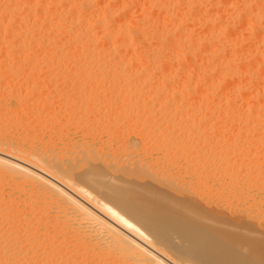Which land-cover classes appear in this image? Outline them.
Returning <instances> with one entry per match:
<instances>
[{
    "label": "bare ground",
    "instance_id": "obj_1",
    "mask_svg": "<svg viewBox=\"0 0 264 264\" xmlns=\"http://www.w3.org/2000/svg\"><path fill=\"white\" fill-rule=\"evenodd\" d=\"M131 9H136L138 16L131 18ZM8 74L15 79L16 75L19 78L24 76L26 83L28 77L33 80L35 77V84L28 89L34 90L30 95L26 84L23 85L26 93H22L27 94V98L40 92L48 81L56 83L61 79V82H57L59 88L51 85L52 91L47 85L48 91L43 89L45 95L41 96L42 99L34 96L29 99L33 111L44 110L50 116L48 122H44L47 120L41 116V120L37 117L35 121L33 112L29 116L35 117L27 123L50 129L56 134L54 141L49 138V133V137L47 135L39 142L35 137L39 132L34 134L38 128L33 133L35 136L32 135L38 140L39 149H35L32 143L22 142L25 137L20 138V133L16 137L17 134L5 132L9 136L0 137V185H10L11 188L5 192L0 186V264H264L263 245L254 247V250L250 247L252 255L241 252L239 257L232 256L229 251L233 246L231 238L208 230L196 220L194 222L191 216L181 211V207L180 211L178 207L176 209L164 193L160 192V195L153 189L160 184H153L151 189L142 186L141 178L138 182L141 186H136L137 182L131 184L130 181H138V176L144 172L137 171L140 176L136 171L133 175L130 170L135 177L132 180V176L126 174L128 172L116 171L117 166L114 165L113 170L112 164L108 165V160H103L99 148L95 147L99 125H108V129L113 130L130 123L138 125L143 119V130H150L151 135H135L141 143L130 146L136 153V160L160 150L161 158L156 161L167 170H172L170 166L174 167L176 159L182 156L188 160L186 166L194 162L201 164L205 173L197 177L196 199L210 180L213 185L223 181V190L239 200V197L246 196L247 189L261 190L263 181L257 183L247 171L242 173L241 166L249 169L248 160L239 158L240 148H236L233 140L227 141L230 146L226 149V144L222 147L225 136H228L222 132V126H219L221 132L211 130L215 125L234 121L248 127L246 137L241 131L240 144L264 139V0H0V80ZM46 76L53 81H46ZM41 77H46L42 80L46 81L42 87ZM90 78L94 79V85ZM31 79L29 81L33 82ZM87 81L92 88L87 86ZM69 86L73 87L72 91ZM67 87L70 92L65 90ZM114 88L120 92L115 94V99L111 97L112 101H109V98L105 105L95 102L89 108L94 96L102 100L104 89ZM11 91L12 88L8 91L10 99L19 97L18 91L19 95ZM68 92H72L74 99L70 100L68 94L66 100ZM53 93L61 97L55 100ZM122 94L128 98L125 103ZM26 97L27 102L24 98L21 101L30 105ZM193 108L201 112L193 116L195 112L190 113ZM203 108L209 110L202 111ZM6 110L3 112L5 116L8 115ZM21 112L15 113L18 121L25 118L21 117ZM83 117L89 125L79 122L84 127L81 144L78 146L77 141L74 148L71 143L72 154L66 157L65 151H60L62 142L57 149L62 138L60 133L64 128L72 130ZM3 119L10 121L7 116ZM108 129L104 133H108ZM39 131L44 133L41 129ZM120 131L125 138L126 130ZM68 132L61 134L67 135ZM27 135L29 137V133ZM85 136L89 137L88 142L84 141ZM183 140L188 143L187 148L185 144L180 145ZM106 143L117 157L120 147L116 143L112 146L111 139ZM253 144L248 146L249 150L246 148L247 153L254 150ZM216 147H222V150L218 152ZM256 147L259 149L256 148V152L264 160V145L259 143ZM231 157L239 158L240 164ZM97 161L101 163L97 164ZM123 170L126 171L124 166ZM129 175L130 181L127 180ZM145 176L143 181L148 179H143ZM179 177L180 185L185 189L187 182L183 176ZM163 186L161 188L166 189ZM180 193L176 196L187 199L188 196L183 199ZM201 208L206 211V207ZM239 209L234 212L238 214ZM228 216L232 219L233 214ZM233 219L238 221V218ZM246 223L250 222L246 220ZM225 245L229 248L222 250Z\"/></svg>",
    "mask_w": 264,
    "mask_h": 264
},
{
    "label": "rangeland",
    "instance_id": "obj_2",
    "mask_svg": "<svg viewBox=\"0 0 264 264\" xmlns=\"http://www.w3.org/2000/svg\"><path fill=\"white\" fill-rule=\"evenodd\" d=\"M133 9V8H132ZM131 9V11L133 12H131V14H132V16H131V18H135V16H138L137 15V13H139L136 9L135 10H132ZM134 14V15H133ZM134 16V17H133ZM9 75V74H8ZM7 75V76H8ZM7 76H6V78H7ZM10 76V77H9ZM8 76V79L6 80V78H4L5 76H3V78L0 80L1 82H4V83H1L0 84V112L2 113L1 115H0V117L3 115V112L7 109V110H11V112H7V110H6V113L5 114H8V115H6L7 116V119H9L10 121H8V120H4L3 118H5L6 116L5 115H3V117H1L0 118V135H1V132H2V136H0V137H7V136H9L10 134L11 135H15L16 136V134H17V136L16 137H18V135H19V133H20V135H19V137L20 138H22V137H25V139L24 138H22V142H24L25 144H33V146L34 147H36L35 149H39V147H38V145H39V142H40V139L41 138H47V137H49V135H50V139H52L53 141L56 139L55 138V133L53 132V131H51L50 129H48V128H46L45 130L42 128V127H39V125L37 124V125H33V123H27V121L28 120H30L31 118H33V117H35V115L34 116H31L32 114H33V112H35V114H36V118L34 119L33 118V120H38V118H39V120H41V118L42 117H44V118H42L43 120H47V121H44V122H48V116H50V114H47L46 112H44V110H42L41 112L40 111H38L37 113H40V114H37L36 113V111H33L32 109H34L33 107H32V105H31V102H29V99L30 98H32L33 96H34V98H37V99H42V97L41 96H44L45 95V92H44V90L45 91H50L51 90V88H53L51 85H55V86H57L58 88H59V84H60V82L61 81H59V80H61V79H57L58 81H59V84L57 83H55V82H52L53 81V79L52 78H50V77H48V76H46V77H43L46 81H47V79H52V83H50V81H48L47 83H44V82H46L45 80H44V82L42 81L43 80V78L41 77V78H39L41 81H42V85H41V87L43 86V88H42V90L40 89L39 91L40 92H38V90H37V92L38 93H36V92H34V95L33 94H31L32 95V97L30 96L29 98H27L26 96H28L27 94H29L30 95V92L32 93L34 90H28L29 89V87H31V89H32V86H33V84H35V82L36 81H34L35 80V77H34V80H33V77H28V82L26 83V77L24 78V76H20V78H19V76H17L16 75V79L14 78V76H12V75H9ZM12 77V78H11ZM18 77V78H17ZM10 78V79H9ZM22 78H23V80L25 81H23L22 80ZM31 80H33V82L31 81H29L30 79ZM6 81H4V80ZM13 80V82H11L12 80ZM21 81H20V80ZM38 79V80H39ZM89 79V78H88ZM87 79V80H88ZM90 79H92V80H90L89 82L90 83H92L93 85H94V79L93 78H90ZM3 80V81H2ZM9 80V81H8ZM16 80V81H15ZM39 80V82L41 83V81ZM104 80V79H103ZM183 80H185V79H183ZM20 81V82H19ZM15 82V83H14ZM30 82V84H28ZM183 82V81H182ZM8 85H7V84ZM16 84V83H18V84H16V85H14V84ZM24 83V84H23ZM44 83V84H43ZM48 83H50V85L48 84ZM90 83H88V81H87V86L90 88L91 87V85L92 84H90ZM3 84H5V85H3ZM26 84V87H27V94H26V96H25V94L24 93H26L25 91H26V89H25V87L23 86V85H25ZM32 84V85H31ZM96 84V83H95ZM3 85V86H2ZM19 85L21 86L22 85V87H19ZM28 85V86H27ZM31 85V86H30ZM49 86L50 88L48 89V87H46V86ZM90 85V86H89ZM93 85H92V87H93ZM7 86H9V88H7ZM13 86V87H12ZM54 86V88H56ZM17 87V88H16ZM39 87V86H38ZM41 87H39V88H41ZM45 87V88H44ZM69 87H71V86H69ZM91 87V88H92ZM3 88H5V89H3ZM10 88H12V91H11V93H13L14 91L16 92V95H21V97L23 96V94H24V96L26 97V99L28 100V102L30 103V105H28L26 102V100H25V97H20V95H19V97H15L16 99H10V98H12V97H10V96H8V91L10 92ZM15 88H16V90L17 89H20L19 91H18V93H17V91L15 90ZM36 88H37V86H36ZM38 88V89H39ZM14 89V90H13ZM23 89H24V91H23ZM48 89V90H47ZM68 89V87L65 89V90H67ZM72 89H73V87H71V91H72ZM5 90V91H4ZM6 90H7V92H6ZM69 90V89H68ZM70 90H69V92H70ZM112 89H109V90H106L105 91V89H104V96L101 98L102 100H99L98 98H96L95 99V96H94V100H92V103L90 102L89 103V108H91V107H93V105L92 104H94L95 102L97 103H99L100 105L101 104H103L104 103V105L106 104V101L108 102V100H109V98H110V100L109 101H112L111 100V97H112V99L114 98V97H116V95H119V90L116 88H114V90L115 91H117V93L114 91V90H112ZM41 91H42V93H43V95H41L42 93H41ZM52 91V90H51ZM109 91V92H108ZM3 92H4V94H3ZM22 92H24V93H22ZM58 92H60V91H56L55 93H57V94H59V95H61L62 93L60 92V93H58ZM66 93L65 94V98H66V100L68 99L67 98V96H69L70 98V100L71 99H74V96H72L73 94H72V92H71V94L70 93ZM115 92V93H114ZM136 92V91H135ZM134 92V94H136ZM39 93H41V94H39ZM110 93V94H109ZM114 93V94H113ZM35 94L38 96V97H40V98H38V97H36L35 96ZM69 94V95H68ZM116 94V95H115ZM9 95H10V93H9ZM58 95V96H59ZM115 95V96H114ZM7 96V97H6ZM11 96H12V94H11ZM53 96H54V93H53ZM57 95H55L54 96V99H55V97H56V99L55 100H58L57 98H60L61 96H59L58 97ZM106 96V97H105ZM108 96V97H107ZM124 97L125 98V100H124V98H122V97ZM120 97H121V99H122V102L123 103H125V102H127L128 100V98L127 97H125L126 95H124V94H122ZM10 97V98H9ZM72 97V98H71ZM24 98V99H23ZM34 98H32V99H34ZM105 98H106V100H105ZM127 98V99H126ZM20 99V100H19ZM25 100L26 102H23V101H21V100ZM103 99H104V101H103ZM115 99V98H114ZM121 99H120V101H121ZM3 100V101H2ZM19 102H18V101ZM97 100V101H96ZM124 100V101H123ZM127 100V101H126ZM14 101H15V103H14ZM20 101H21V103H25L26 105H24V106H22L23 104H21L20 103ZM68 101V100H67ZM94 101V102H93ZM102 101V102H101ZM145 101V100H144ZM6 102V103H5ZM101 102V103H100ZM146 102V101H145ZM144 102V103H145ZM3 103V104H2ZM5 103V104H4ZM19 103V104H18ZM122 103V104H123ZM142 103H143V100H142ZM15 104V105H14ZM3 105V106H2ZM18 105H20V106H18ZM28 105V106H27ZM8 106H10V107H8ZM14 106H15V108H14ZM175 106V105H174ZM173 106V108L175 109V107ZM5 107H7V108H5V110H4V108ZM31 107V108H30ZM13 108V109H12ZM25 108V109H24ZM29 108H30V110H29ZM14 109H16V110H14ZM20 109V110H19ZM22 109V110H21ZM194 109V110H193ZM191 111H190V113H192V111L193 112H195V113H192V115L193 116H197L196 115V113L197 114H199L200 112L199 111H197L198 109H196V108H193ZM195 109H196V111H195ZM24 110V111H23ZM200 110V109H199ZM207 111V110H209V108H203L202 109V111ZM211 110V109H210ZM12 111H15V112H12ZM18 111H22L21 113H19V114H22L21 115V117H25V118H27V120L24 118V119H20V121H18L17 120V118H18V114H17V112ZM28 111V112H27ZM25 112H26V114H27V116H26V114H25ZM199 112V113H198ZM11 113H12V115H14L13 117H15V115H16V118H11L12 117V115H11ZM16 113V114H15ZM32 113V114H31ZM46 113V114H45ZM25 114V116H23ZM29 114H31L30 116H29ZM9 115H11L10 117H9ZM39 116H41V118L39 117ZM47 117V119H46V117ZM28 117H30V118H28ZM38 117V118H37ZM221 118H222V115H221ZM12 119H14V120H12ZM26 122H25V121ZM32 120V121H33ZM42 120V121H43ZM85 120V121H84ZM3 121H4V123L6 122V123H8V124H4L3 123ZM15 121H17V123L15 122ZM81 121H83L82 123H84L85 124V126H87V125H89V124H87L86 122V118L85 117H83L82 118V120L80 119V121H78V124L76 123V126H72L73 127V129L71 130V128H64V130H63V132H65L66 130L67 131H69L68 132V134L66 135L65 133V135H66V137H65V135H63L62 136V134L61 133H63V132H61L60 133V136L64 139L63 141H62V138L59 140V142L57 143V149H60V147H62L61 149H60V151H62V152H64V153H66L65 155H66V157L68 156V155H70V154H72V152H70V149H71V143H72V146L75 148V147H77V145L79 146L80 144H81V142H80V140H81V132L84 130L83 128V126H82V124L80 123V125H79V122H81ZM9 122H10V124H9ZM20 124H19V123ZM22 122H23V124H22ZM25 122V123H24ZM142 123H138V125H134L133 123H132V125H130V124H127V126L125 125L124 127L123 126H121V125H118V126H121V128L120 127H117L118 129L116 130L115 128L116 127H114V129L113 130H111V129H108V125H99L98 126V129L96 130L97 131V137H96V139H95V142H96V148L98 149L99 148V150H100V154H102L101 155V158H104L103 160H108V165H109V163H110V165L112 166L111 168L113 169V170H115V167L113 168V166L115 165V166H117V170L116 171H119V173H120V171H123L124 173L125 172H128V173H126V174H130L132 177H130V175L129 176H127L128 177V181H130L129 179L130 178H132V180H134L135 179V177H133V175L135 174V171L137 172V171H139L140 173L142 172H144V174L146 175L143 179H146V177H148V179H146L145 181H143L142 180V177H143V175L141 176V174L140 173H138L141 177H139L138 176V181H137V179L136 180H134V181H130L131 182V184H136V182H137V184H136V186L138 185V184H140V183H138V182H141L142 181V186H144L145 185V187L147 186V187H149V188H151V187H154V185H161V186H163V184H164V186H163V188L165 187L166 189H162L161 188V186L159 185V186H157L158 187V189H157V187H154L153 189L155 190L156 189V193H160V192H162V193H164L163 195L165 196V198H167L168 200V202L171 204V201L173 202L172 203V205H176V209H177V207H178V209H179V207H181V211L183 210L184 212V214H186V216H191L190 218L192 219V220H194V222H195V220L196 221H198L199 222V224H201L202 226H204L205 228H207L208 230L209 229H211V230H213V231H215V232H218V233H220L221 235H223V236H225L226 238H231L230 239V241H232V245L233 246H231L230 248H229V246L228 245H225L223 248H222V250L223 249H226V248H229V251H230V253H231V255L233 256V255H236V256H240V253L241 252H244L245 254L247 253V255H249V254H251L252 255V252L250 253L249 252V250L252 248L253 250H254V247H257L258 245V247H260V244L261 245H263L264 246V205H261V201H263V204H264V186L262 187V189L261 190H258L257 191V189L255 188V190H254V188H252V190L251 189H247V191L245 192L246 193V196H244L243 198H241V197H239L240 198V200L236 197V196H234V195H231V194H229L228 192H227V190H223L224 189V187H225V185H224V183H223V181L222 182H220V181H218V182H216L214 185L212 184V182L213 181H209V183H208V187L205 189V191L203 192H201L200 193V195H199V197L196 199V197H195V193H196V185L198 184L197 182H198V179H197V177H198V175H201V174H204L205 173V170L204 169H201V164H199V163H192V164H190L191 166H186V163L185 162H187L188 160H187V158H186V156L184 157V156H182V158L181 157H179V159H176V160H178L175 164H173L174 165V167H171L170 166V168H172V170H173V173H172V170L171 169H168L167 170V168L165 169V166L162 164V163H159L158 161H156V159H158V157H160L161 158V156H160V154H161V152H160V150H157V152L156 151H154V152H151V154L149 153V154H147V155H142L141 157H138L137 158V160H136V156L134 155V154H136V153H133V149L130 147L131 145H133V143H134V145H140L141 143L137 140L138 138H136V134H138V133H142L141 135H146V136H150L151 134H150V130H146V131H148L147 133H146V131L145 130H143V125H144V123H143V119H142V121H141ZM234 122V121H233ZM233 122L231 123V122H228V123H230V124H228L227 122H225L226 124H223V125H218V127L219 126H222V128H223V131H222V129H221V127H219L220 128V131H219V128L217 127V125H215L213 128H215V129H213L212 128V130H211V127L212 126H210L209 128H210V130L211 131H213V130H215V132L216 131H218V132H225L226 134H224V135H228V136H225V143L223 142L222 143V147H224V144H226L225 145V149H226V147H228V146H230V142H227L228 140L229 141H231V139L233 140V142L235 143V145H237V147L236 148H238V150H239V148H240V150H239V154H238V156H239V158H247L246 160H248V164H249V169L248 168H246V167H242L241 166V168L240 169H243V170H241L242 171V173H245L246 171L248 172V175L249 176H251V178H252V181H253V179H254V181L256 180V182L258 183H261L262 181V183H264V165H263V161L264 160H262V158H263V156L262 155H258L259 154V152H256V146L257 145H259V143H260V145H264V141H262V140H264V139H262V140H260V142H254L253 141V143H255V145L253 144V143H251V142H243L242 144H240L241 143V138H243L242 136V132L244 131V136L245 135H248V132H246V131H248V130H246V129H248V127H243L242 125H238L237 123H235L234 122V124H233ZM3 124V125H2ZM31 124V125H30ZM83 124V125H84ZM228 124V125H227ZM237 124V125H236ZM13 125V126H12ZM79 125V126H78ZM135 127H134V126ZM11 126V127H10ZM15 126L17 127V128H15ZM23 128H22V127ZM25 126V127H24ZM27 126H29V127H27ZM32 126V127H31ZM104 126V127H103ZM107 127V129H108V133H104L105 132V130H107L106 129V127ZM137 126V127H136ZM143 126V127H142ZM34 127V128H33ZM79 127H80V129H79ZM225 127V128H224ZM239 127H241L240 129H239ZM242 127H243V129H242ZM11 128V129H10ZM15 128V129H14ZM27 128V129H26ZM29 128H30V130H29ZM36 128H38V131H36ZM82 128V129H81ZM128 128H131L130 130L132 131H130V130H128ZM137 128V129H136ZM142 128V129H141ZM216 128H217V130H216ZM16 129H17V131H16ZM32 129H35V130H33L32 131ZM42 130V132H44L43 134L39 131V130ZM74 129H75V132H74ZM121 131H124L125 132V130H126V136H125V138H127V139H125L124 137H123V135H124V133L122 132V134L121 133H119V131L120 130ZM145 129V128H144ZM178 129V131H180V128H177ZM227 129V130H226ZM239 129V130H238ZM245 129V130H244ZM47 130V131H46ZM80 130V131H79ZM115 130V131H114ZM119 130V131H118ZM243 130V131H242ZM22 131V132H21ZM23 131H24V133H23ZM26 131V132H25ZM36 131V132H35ZM78 131V132H77ZM110 131V132H109ZM113 131V132H112ZM118 131V132H117ZM120 131V132H121ZM130 131V132H129ZM135 131V132H134ZM137 131V132H136ZM242 131V132H241ZM8 133L9 135H6V133ZM10 132V133H9ZM11 132H16V133H11ZM29 133V137H28V133ZM35 132V133H34ZM37 132H39L38 134V136H35L34 134H36ZM112 132V133H111ZM214 132V131H213ZM245 132L247 133V134H245ZM26 133V134H25ZM34 133V134H33ZM45 133H47V134H45ZM50 133V134H49ZM54 133V134H53ZM70 133V134H69ZM99 133V134H98ZM116 133V134H115ZM119 133V134H118ZM146 133V134H145ZM228 133V134H227ZM24 136H23V135ZM36 137V138H38V140H39V142H38V140H37V142H36V140H35V137H33V135ZM42 134V135H41ZM49 134V135H48ZM52 134V135H51ZM108 136L107 138H106V135ZM110 134V135H109ZM121 134V135H120ZM130 134V135H129ZM229 134H231L230 135V137H229ZM239 134H241V135H239ZM22 135V136H21ZM27 135V136H26ZM32 135V136H31ZM37 135V134H36ZM41 135V136H40ZM44 135V136H43ZM48 135V136H47ZM69 135V136H68ZM75 135V136H74ZM99 135V136H98ZM113 135V136H112ZM115 135V136H114ZM128 135H129V137H128ZM132 135H134V137L132 136ZM239 135V136H238ZM47 136V137H46ZM54 136V137H53ZM231 136H232V138H231ZM31 137V138H30ZM40 137V138H39ZM88 136H85L83 139H85L84 141H89V137L87 138ZM111 137H114V138H111ZM117 137V138H116ZM229 137V138H228ZM246 137V136H245ZM27 138H29V139H27ZM34 138V141L32 140ZM68 140H67V139ZM105 138V139H104ZM228 138V139H227ZM238 138V139H237ZM74 141V142H72V140ZM88 139V140H87ZM101 139H103V141L101 140ZM109 139H111V142H112V146H114V144L116 143V145H117V147H120V154L118 153L117 155V157H116V154L114 155V153H112V151H110L109 150V144L108 143H106V142H108V140ZM121 141H120V140ZM235 139V140H234ZM23 140H25V141H23ZM30 140H32V142L30 141ZM45 140V139H44ZM76 140V141H75ZM101 140V141H100ZM105 140V141H104ZM138 142H137V141ZM27 141V142H26ZM29 141V142H28ZM78 141V143H76ZM120 141V142H119ZM123 141V142H122ZM133 141V142H132ZM135 141V142H134ZM203 141V140H202ZM202 141H200V144H202L203 142ZM240 141V142H239ZM35 142H36V144H35ZM62 142V143H61ZM182 142H184V140L182 141ZM237 142H239V144H240V146L242 147H240L239 146V144H236ZM261 142H263V143H261ZM62 145H61V144ZM73 143H74V145H73ZM77 145H76V144ZM80 143V144H79ZM131 143V144H130ZM136 143H139V144H136ZM249 143V144H248ZM27 144V145H28ZM31 144V145H32ZM58 144H60V147H59V145ZM127 144V145H126ZM186 146H185V145ZM227 144H229V145H227ZM247 144V146L245 147L244 145H246ZM251 144H253L252 146H255V148H254V150H252V152H249V153H247V150H246V148L248 149V146L250 145L251 146ZM180 145H184L186 148L188 147V143L185 141L183 144H180ZM40 146V145H39ZM69 146V147H68ZM101 146H103V147H101ZM59 147V148H58ZM65 147V148H64ZM67 147V148H66ZM182 147V146H181ZM221 147V148H222ZM64 148V149H63ZM106 148V149H105ZM123 148V149H122ZM125 148V149H124ZM182 148H184V147H182ZM220 147H216V149H218V150H216V151H220V150H222ZM220 149V150H219ZM224 149V148H223ZM131 150V151H130ZM249 150V149H248ZM68 151V152H67ZM71 151H73V150H71ZM128 151V152H127ZM255 151V152H254ZM257 151H259V149L257 148ZM124 154H123V153ZM222 152V151H221ZM243 152V153H242ZM253 152L255 153V154H253ZM156 153V154H155ZM252 153V154H251ZM68 154V155H67ZM111 154V155H110ZM113 154V155H112ZM126 154V155H125ZM131 154V156H129ZM257 154V155H256ZM104 155V156H103ZM132 155H134V156H132ZM156 155H158V156H156ZM113 156H115V157H113ZM233 156H235V155H233ZM73 156H71V157H69V158H72ZM126 157V158H125ZM145 157V158H144ZM155 157V158H154ZM111 158V159H110ZM114 158H116V159H114ZM119 160H118V159ZM125 158V159H124ZM130 158V159H129ZM135 158V159H134ZM159 158V159H160ZM184 158L186 159V160H184ZM233 160H235V161H237L239 164H240V159L239 158H237L236 159V157H231ZM231 158H229L230 160H232ZM141 159V160H140ZM173 159V158H172ZM175 159V158H174ZM183 159V160H182ZM106 160V161H107ZM110 160V161H109ZM127 160H129V161H131V162H128ZM137 162H135V161ZM232 160V161H233ZM121 161V162H120ZM123 161V162H122ZM143 161H145V162H143ZM260 161H262V165H263V167H261L262 165L260 164ZM112 162V163H111ZM114 162V163H113ZM117 162V163H116ZM140 163V165H139V163ZM154 162H156V163H154ZM97 164H100L101 163V161H100V163H98V161L96 162ZM123 163V164H122ZM128 163H130L129 165H128ZM184 163V164H183ZM259 164V165H257V164ZM118 164H120V165H118ZM136 164V165H135ZM138 164V165H137ZM153 164V165H152ZM155 164V165H154ZM142 165V166H141ZM145 165H146V167H145ZM122 166V167H121ZM123 166H124V169L126 168V171H124L123 170ZM131 166V167H130ZM148 166H151V167H148ZM156 166V167H155ZM186 166V167H185ZM120 167V168H119ZM135 167L137 168V169H135ZM144 168V169H141V168ZM158 167V168H157ZM184 167H185V169H184ZM109 168H110V166H109ZM122 168V169H121ZM138 168H140L141 170H139ZM177 168V169H176ZM187 168H189V169H187ZM146 169V170H145ZM149 169V170H148ZM155 169V170H154ZM159 169V170H158ZM161 169H162V171L163 170H165V171H161ZM175 169V170H174ZM128 170V171H127ZM130 170L132 171L131 173L133 174H131L130 173ZM154 170V171H153ZM157 170V171H156ZM171 170V171H170ZM147 171H148V173H147ZM169 173H168V172ZM245 171V172H244ZM155 172V173H154ZM122 173V172H121ZM164 173H168V174H164ZM172 173V174H171ZM240 174V176H239V179H240V177L243 175V174ZM160 174V175H159ZM164 174V175H163ZM171 174V175H170ZM136 175V174H135ZM148 175H151L150 177L148 176ZM165 175H169L168 177H166ZM155 176V177H154ZM164 176V177H163ZM177 176V177H176ZM179 176H183L182 178H184V181H185V183L188 185L187 187L185 186V189H184V187H183V189H182V187H181V185H180V180H181V178L179 177ZM126 177V178H127ZM130 177V178H129ZM159 179H158V178ZM166 177V178H165ZM172 177V178H171ZM180 178V180H179V178ZM134 178V179H133ZM140 178H141V181H139L140 180ZM150 178V179H149ZM158 180H157V179ZM242 178V177H241ZM251 178H250V180H251ZM152 179V180H151ZM173 181H172V180ZM222 179H224V178H221V180ZM147 180H149L150 182H147ZM160 180V181H159ZM165 180V181H164ZM258 180H260V181H258ZM157 181V182H156ZM251 181V182H252ZM144 182V183H143ZM154 182V183H153ZM172 182H174V184H172ZM179 182V183H178ZM189 182V183H188ZM220 182V183H219ZM172 186H170L169 184ZM176 183H178V184H176ZM141 184H140V186H141ZM154 184V185H153ZM190 184V185H189ZM216 184H219V186L218 185H216ZM223 184V185H222ZM2 185V184H1ZM0 185V186H1ZM149 185V186H148ZM151 185H153V186H151ZM166 185V186H165ZM178 185V186H177ZM8 187H6V184L5 185H2L1 186V188L2 189H4L5 190V192L6 191H9L11 188H10V185H7ZM167 186H169L170 188H168ZM190 186V188L188 189V187ZM251 186V185H250ZM249 186V187H250ZM178 187H181V189L180 188H178ZM0 188V189H1ZM6 188V189H5ZM177 188H178V190H177ZM188 190H187V189ZM152 189V188H151ZM173 189V190H172ZM195 189V190H194ZM153 190V191H154ZM162 190V191H161ZM168 190H170V191H168ZM177 190V191H176ZM185 190H186V192H185ZM248 190H250V191H248ZM165 191H167V192H165ZM174 192L175 193V195H172V194H174V193H171V192ZM189 191V192H188ZM191 191V192H190ZM194 191V192H193ZM169 192V193H168ZM180 192H182V194L180 193ZM162 193H160V195H162ZM168 193V194H167ZM178 193H180L179 195L180 196H182L183 197V199L186 197V196H188L187 197V199L189 200H187L186 198H185V200H181L179 197H177L178 196ZM193 193H194V195H193ZM205 193V194H204ZM167 194V195H166ZM211 194H213V195H211ZM253 194H254V196H253ZM177 195V196H176ZM193 195V196H192ZM208 195V196H207ZM247 195H248V198H246L247 197ZM174 196V197H173ZM185 196V197H184ZM191 196H192V198H191ZM196 196H197V194H196ZM218 196H219V198H218ZM256 196H258L257 198H256ZM163 197V196H162ZM178 199H177V198ZM181 197V198H182ZM200 197H201V199H200ZM221 197V198H220ZM255 199H254V198ZM204 200H203V199ZM206 198V199H205ZM213 200H212V199ZM220 199V200H218V199ZM223 198V199H222ZM263 198V199H262ZM200 199V200H199ZM170 200V201H169ZM192 200H194V201H191ZM209 200V202H207ZM211 200V201H210ZM215 200H216V202H215ZM223 200H226V201H223ZM243 200V201H242ZM245 200V201H244ZM202 201V202H201ZM203 201H206V202H203ZM213 201V202H212ZM219 201L221 202V205L219 204ZM243 203H242V202ZM260 201V203H257V202H259ZM198 203L197 205H195L194 203ZM200 202V203H199ZM209 203V204H208ZM213 204V205H211V204ZM223 203V204H222ZM229 204V205H228ZM234 205L239 209V213L237 214L236 212H237V208L236 207H234ZM208 206V207H207ZM212 206V207H211ZM213 206H215V207H213ZM229 206H230V208H229ZM239 206V207H238ZM201 207H206V211L205 210H203V208H201ZM220 207V208H219ZM233 207V208H232ZM208 208V209H207ZM215 208V209H214ZM241 208H242V210L244 211V209L245 210H249V211H247V212H243L242 213V210H241ZM249 208V209H248ZM210 209V211L213 209L215 212L217 211V209H218V211H217V213L219 212L220 214H223V212L225 213V211H226V213L225 214H223V215H218L217 213H215L214 211H212V214H211V212L209 211H207V210H209ZM220 209V210H219ZM229 209V210H228ZM223 212H222V211ZM232 210V211H231ZM236 210V212H234ZM241 210V211H240ZM179 211H180V209H179ZM208 212V213H207ZM214 212V213H213ZM231 212H233V213H231ZM241 212V213H240ZM227 213H228V215H231V214H233V216H231L232 217V219L231 218H229V216L227 215ZM188 214V215H187ZM237 215V216H235V215ZM239 214H240V216H239ZM249 214V215H248ZM251 214H252V216H251ZM253 214H254V216H253ZM255 214H257V216L255 215ZM214 215V216H213ZM263 215V216H262ZM238 218V221L237 220H234L233 218ZM247 218V219H246ZM259 218H262L261 219V221H260V219ZM241 219L243 220V222L241 221ZM246 220H247V222H250V223H246ZM251 220V221H250ZM257 220V221H256ZM241 221V222H240ZM254 221V222H253ZM263 221V222H262ZM197 222V223H198ZM257 223V224H256ZM204 224V225H203ZM237 238V239H236ZM235 239V240H234ZM238 243V244H235L234 245V243ZM256 244V246H254V244ZM263 246H261V248L263 249L264 247ZM251 247V248H250ZM257 247V248H258ZM236 248V249H235ZM250 248V249H249ZM251 249V250H252ZM264 250V249H263ZM249 253H248V252ZM243 254V253H242ZM244 254V255H245ZM253 257V256H252ZM224 261H227L225 258L223 259Z\"/></svg>",
    "mask_w": 264,
    "mask_h": 264
}]
</instances>
